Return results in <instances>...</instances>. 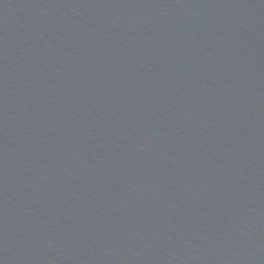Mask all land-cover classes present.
Wrapping results in <instances>:
<instances>
[{
	"label": "water",
	"instance_id": "obj_1",
	"mask_svg": "<svg viewBox=\"0 0 264 264\" xmlns=\"http://www.w3.org/2000/svg\"><path fill=\"white\" fill-rule=\"evenodd\" d=\"M0 264H264V0H0Z\"/></svg>",
	"mask_w": 264,
	"mask_h": 264
}]
</instances>
